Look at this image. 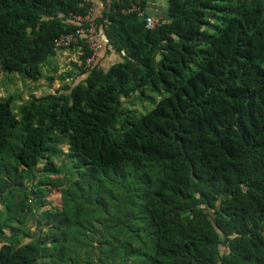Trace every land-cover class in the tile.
Listing matches in <instances>:
<instances>
[{"label":"trees","instance_id":"16d2710c","mask_svg":"<svg viewBox=\"0 0 264 264\" xmlns=\"http://www.w3.org/2000/svg\"><path fill=\"white\" fill-rule=\"evenodd\" d=\"M90 5L0 0V72L38 81ZM125 6L89 72L80 38L70 83L0 102V203L28 181L40 217L35 242L0 221V264H264V0H168L152 30Z\"/></svg>","mask_w":264,"mask_h":264},{"label":"rangeland","instance_id":"374dc122","mask_svg":"<svg viewBox=\"0 0 264 264\" xmlns=\"http://www.w3.org/2000/svg\"><path fill=\"white\" fill-rule=\"evenodd\" d=\"M79 55L80 50L77 48H74V50L65 49L64 51H58L56 56L49 59L48 62L42 66V77L36 82L29 81L16 74L5 75L0 72V102L8 97H12L11 108L16 112V107L26 102L29 97L53 93L55 89L59 88L62 84L70 83L72 78L66 77V79L62 81L60 77L65 75V73L74 74L77 72L73 68V63H77ZM71 77H74V75ZM146 94L156 102L165 95V93L159 95L155 92H147ZM122 101L123 106L125 103V107L127 108H138L136 110L138 116L145 114L153 108V104L150 100L146 99L138 101L130 98L123 99ZM31 186L32 184L27 181V186L24 189L7 196L4 202L0 203V221L9 218L12 219V223H14V227H16L14 232L15 235H18L19 239H22V241L28 240L30 242H35L39 234L36 228L37 221L40 219L38 212L36 209H32L30 212L27 208L24 209V213L21 214L17 213L16 210L19 204L24 200V190L29 192V187ZM7 209L8 212H6ZM42 210H40V212H42ZM4 235H8V229L4 230ZM12 237L14 236H10V242L14 241ZM1 242H3V239H0V243Z\"/></svg>","mask_w":264,"mask_h":264},{"label":"built area","instance_id":"2783aa9c","mask_svg":"<svg viewBox=\"0 0 264 264\" xmlns=\"http://www.w3.org/2000/svg\"><path fill=\"white\" fill-rule=\"evenodd\" d=\"M90 1V0H82ZM107 10H110L112 0H104ZM123 14H134L139 19L144 20L146 29H155L163 24V20L160 16H150L145 13L142 7V0H126V6L122 9ZM76 23L88 22L86 28H78L73 32H67L61 34L54 40V45L57 48H65L71 44L77 42L80 38H83L88 49L91 52V56L86 60V69L89 68L99 56L102 50L101 39L103 36L102 27H98L92 22V7L90 6L88 15L82 17H72ZM106 28V27H105Z\"/></svg>","mask_w":264,"mask_h":264},{"label":"crops","instance_id":"0c3cea01","mask_svg":"<svg viewBox=\"0 0 264 264\" xmlns=\"http://www.w3.org/2000/svg\"><path fill=\"white\" fill-rule=\"evenodd\" d=\"M91 7H92V17L97 18L101 16L102 12L104 11V3L103 0H90ZM142 4L144 6L145 13L150 16H160L165 22L168 19L167 16V7H168V0H142ZM104 39H101L103 43ZM104 52L98 57V59L102 58ZM98 59L96 61H98ZM118 60L116 54L111 52L109 55L106 56L105 60H101V64L103 66H109L110 64L116 62Z\"/></svg>","mask_w":264,"mask_h":264},{"label":"bare ground","instance_id":"6f19581e","mask_svg":"<svg viewBox=\"0 0 264 264\" xmlns=\"http://www.w3.org/2000/svg\"><path fill=\"white\" fill-rule=\"evenodd\" d=\"M91 2V1H90ZM103 3H104V0H103ZM91 6V5H90ZM104 7H105V9L107 10V7H106V5H105V3H104ZM142 7L144 8V6H143V4H142ZM107 11H109V10H107ZM122 12V11H121ZM95 18H93L92 17V20H94ZM163 20V19H162ZM95 24V23H94ZM158 28V27H157ZM103 29V28H102ZM156 29V28H155ZM150 30H152V29H150ZM102 38L104 39V31H103V36H102ZM78 42V41H77ZM77 42H75V43H73V44H71L70 46H72V45H74V44H76ZM84 43H85V41H84ZM86 44V43H85ZM101 44H102V50H101V53L102 52H104V50H103V43L101 42ZM55 46V45H54ZM70 46H68V47H70ZM68 47H65V48H57V47H55L56 49H59V50H65V49H69ZM101 53L99 54V56L101 55ZM98 56V57H99ZM98 57L95 59V61H94V63L89 67V68H87L86 69V62H85V67H84V69H85V71L86 72H89V70L95 65V63H96V60L98 59ZM88 59V58H87ZM86 59V60H87Z\"/></svg>","mask_w":264,"mask_h":264}]
</instances>
